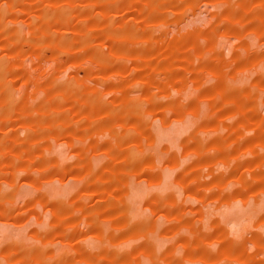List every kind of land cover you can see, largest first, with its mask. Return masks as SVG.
<instances>
[{"label": "rangeland", "instance_id": "rangeland-1", "mask_svg": "<svg viewBox=\"0 0 264 264\" xmlns=\"http://www.w3.org/2000/svg\"><path fill=\"white\" fill-rule=\"evenodd\" d=\"M0 264H264V0H0Z\"/></svg>", "mask_w": 264, "mask_h": 264}, {"label": "crops", "instance_id": "crops-1", "mask_svg": "<svg viewBox=\"0 0 264 264\" xmlns=\"http://www.w3.org/2000/svg\"><path fill=\"white\" fill-rule=\"evenodd\" d=\"M167 177L169 178L170 176L167 175ZM234 209H235V208H234ZM234 211H235V210H234ZM232 212H233V211H232ZM232 212H230V213H232ZM229 222H232L233 225H237V224H238L237 220H231V221H229Z\"/></svg>", "mask_w": 264, "mask_h": 264}, {"label": "bare ground", "instance_id": "bare-ground-1", "mask_svg": "<svg viewBox=\"0 0 264 264\" xmlns=\"http://www.w3.org/2000/svg\"><path fill=\"white\" fill-rule=\"evenodd\" d=\"M237 206H235V208H236ZM233 208V207H232Z\"/></svg>", "mask_w": 264, "mask_h": 264}]
</instances>
